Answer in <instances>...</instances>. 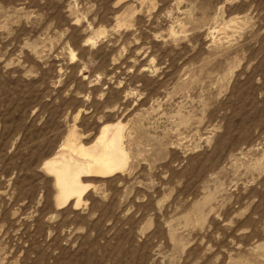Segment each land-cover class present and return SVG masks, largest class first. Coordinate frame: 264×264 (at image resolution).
<instances>
[{"label": "rangeland", "instance_id": "1", "mask_svg": "<svg viewBox=\"0 0 264 264\" xmlns=\"http://www.w3.org/2000/svg\"><path fill=\"white\" fill-rule=\"evenodd\" d=\"M115 123L57 207L44 161ZM0 264H264V0H0Z\"/></svg>", "mask_w": 264, "mask_h": 264}, {"label": "bare ground", "instance_id": "2", "mask_svg": "<svg viewBox=\"0 0 264 264\" xmlns=\"http://www.w3.org/2000/svg\"><path fill=\"white\" fill-rule=\"evenodd\" d=\"M125 137V124L122 123L102 126L90 146L77 140L73 130L69 131L66 141L43 163L45 172L53 176L57 207L70 200L74 207L84 202L83 194L91 184L83 177L123 173L130 161Z\"/></svg>", "mask_w": 264, "mask_h": 264}]
</instances>
